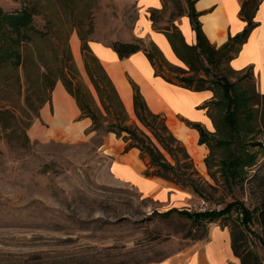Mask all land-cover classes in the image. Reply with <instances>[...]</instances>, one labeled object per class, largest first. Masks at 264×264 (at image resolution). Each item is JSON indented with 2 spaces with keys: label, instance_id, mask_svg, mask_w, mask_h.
<instances>
[{
  "label": "rangeland",
  "instance_id": "obj_1",
  "mask_svg": "<svg viewBox=\"0 0 264 264\" xmlns=\"http://www.w3.org/2000/svg\"><path fill=\"white\" fill-rule=\"evenodd\" d=\"M151 5L160 6V2L0 0V8L5 12L22 7L33 9V24L44 32L24 46L23 64L15 69L0 67V109L9 110L18 122L14 123L11 117H0V264H40L43 259L53 264H82V256L95 250L102 252L101 264H145L206 240L209 228L215 224L237 234L243 230L240 235L243 245L264 263L259 239L238 224L235 212L209 223L191 221L175 213L166 217L165 204L145 198L133 186L114 179L110 163L126 142L114 134L117 140L112 147L110 133L91 131L89 118L82 117L79 109L72 116L58 111L52 95L58 85H63L56 80L49 89V80L40 79L46 68L56 71L61 67L69 50L80 78L95 95L83 66L79 34L88 40L89 46L93 43L91 46L123 104L124 97L131 93L129 84L133 79L122 63L116 61L112 50L115 43L133 42L136 37H141L145 44L154 40L168 61L182 66L165 37L155 31L163 32L171 21L176 24L182 19L180 30L184 36H190V30L182 24L186 16L178 15L180 12L185 15L186 0H161L156 11L148 8ZM147 31L153 40L145 34ZM73 35L79 40L75 56L70 42ZM142 52L135 53L144 56ZM112 62L117 63L107 64ZM221 69L231 82L254 91L255 129L244 137L254 164L241 171L236 184L228 183L219 169L226 150L214 138H208L211 149L206 147L205 156L211 153L210 169L204 163L206 172L201 173L192 159L205 182L203 196L184 189L189 198L176 205L193 210L203 200L207 207L220 209L233 200H241L250 209L257 208V217L264 207V87L259 86L253 71L248 77L244 72L227 71L223 64ZM198 92L208 95L204 90ZM206 103L200 107L205 108ZM129 105L131 99L124 106L131 120L136 121ZM43 106L48 110H42ZM210 109L217 115L214 105ZM196 110L203 113V109ZM176 117L187 125L184 117L177 114ZM205 124L213 129L211 120ZM186 146L194 156L199 155L195 144ZM138 156L144 162V170L152 171L149 157H141L139 151ZM165 156L173 163L168 154ZM249 228L262 234L257 219Z\"/></svg>",
  "mask_w": 264,
  "mask_h": 264
},
{
  "label": "trees",
  "instance_id": "obj_2",
  "mask_svg": "<svg viewBox=\"0 0 264 264\" xmlns=\"http://www.w3.org/2000/svg\"><path fill=\"white\" fill-rule=\"evenodd\" d=\"M195 2L196 0H186L187 11L185 13L195 33L193 44L186 42L181 30L173 21L162 32L174 55L183 64L182 66L169 62L153 41L145 44L141 37L134 38L133 42H117L112 46V50L119 60L126 59L141 50L152 65L156 76L169 83H178L179 86L188 90L212 91V98L215 97V99H211L209 104L206 103L205 108L212 120L214 131L206 130L198 122H186L198 131L199 144H206L210 148L207 139L214 138L216 144L226 150L225 156L219 161L220 173L228 183L236 184L241 171L246 166L254 164L253 156L248 152L244 141V137L253 133L255 129L254 91L250 87L239 86L231 82L221 69V65H225V69L229 72H244L251 77V67L235 70L229 63L238 53L250 31L258 24L254 16L260 0L241 1L239 16L246 24L240 32L229 36L218 47L211 44L205 35L199 21L202 12L195 9ZM33 15V9L28 7L12 12H5L0 8V67L10 66L15 69L23 64L24 46L31 43L34 36L44 35V32L35 28ZM178 15L182 16L183 13L180 12ZM79 37L83 66L95 95L80 78L69 50L65 52L66 58L63 60V65L56 71L46 68L40 73V79L49 80V89L53 88L56 80L61 82L67 93L73 97L81 116L89 118L91 131L103 134L113 133L116 137H122L126 142L124 151L135 147L139 150L141 157L148 156L153 170L146 169L143 172L145 175L160 177L174 183L179 188L189 189L203 196L202 185L205 182L195 169L185 146L169 130L165 116L162 113L153 112L148 107L138 84L131 80L129 84L132 94L131 104L136 121L131 120L115 85L101 61L91 50L88 40L82 34H79ZM211 105L215 106L217 115L210 109ZM4 116L11 117L14 123H18L13 113L7 109H0V117ZM165 153L170 156L173 163L166 158ZM210 155L211 153L204 158L208 169H210L208 163ZM256 211L257 208L250 209L241 200H233L218 210L192 211L182 206L168 208L164 214L170 217L175 213L191 221L209 223L235 212L238 224L248 233L257 236L264 250V207L259 210L257 217L255 216ZM255 219L262 225V234H256L249 228ZM242 231L240 234L230 232L231 248L240 260V264H264L254 252L243 245ZM101 253L95 250L85 254L82 256L84 260L82 264H101ZM35 258L39 259V256ZM40 264H53V262L48 263L43 259Z\"/></svg>",
  "mask_w": 264,
  "mask_h": 264
},
{
  "label": "crops",
  "instance_id": "obj_3",
  "mask_svg": "<svg viewBox=\"0 0 264 264\" xmlns=\"http://www.w3.org/2000/svg\"><path fill=\"white\" fill-rule=\"evenodd\" d=\"M241 1L242 0H196L194 7L197 11L202 12L200 14L199 21L201 22L202 29L211 44L218 47L225 42L229 36H234L244 28L246 23L239 16ZM159 2L160 6L151 5L148 8H160L161 0H159ZM182 16H186V14ZM254 20L258 24L250 31L245 42L241 45L238 53L233 59H231L229 64L235 70L251 67L253 73L257 77L259 86L264 87V0H260ZM179 21L181 22L182 19H179ZM179 21L176 23L178 27ZM183 23H185L186 27L191 32L190 36H184L186 42L193 44L195 42V33L191 29L189 18L187 16L186 18H183L182 24ZM182 24H180V26ZM179 29L181 28L179 27ZM155 32H158L165 37L162 32ZM145 34L152 38L150 31L145 32ZM70 42L72 53L75 56L72 42L77 45L78 49L79 40L76 35L71 37ZM91 50L95 54L92 46ZM112 56L115 58L114 54ZM118 60L119 58L117 56L116 61ZM119 61L122 63L123 68L132 77L134 82L138 84L140 92L142 93L148 107L153 112H163L165 114L164 116H166V124L169 130L185 146L197 169L201 173H205L206 167L204 164V158L207 153V145L205 144V146L203 144H199L197 141L199 138L198 131L179 120L176 117V114L184 117L187 121L198 122L206 130L213 132L214 126L211 130L205 124L207 120H211L206 113V108L200 107L212 99V91L204 90V92L208 93L205 97L206 94L202 92L190 91L179 85L167 82L154 74V69H152L153 67L150 62H148L145 55L137 56V53H133L128 58ZM128 61H138L141 65L139 68L140 77H138L132 69L126 68L125 64H128ZM145 84L149 87L156 100L160 103L159 106H156L150 98V93H148L146 88H144ZM131 95L132 94L130 92L129 94L127 93L124 97V102H126L124 104L127 105L128 102L130 104ZM52 101L56 108H58V111H63V113L69 114L70 116L74 115L78 111V107L73 97L68 94L61 85H58L56 90H54ZM129 106L131 108V113L133 114L132 104ZM196 108L203 109V113L198 112ZM43 109L47 108L43 106L42 110ZM211 125H213L212 120ZM110 137L111 146L115 147L116 145L114 140H117V138H115L113 133H110ZM185 143L188 146L195 144L198 148L197 150L199 151V155L197 157L194 156ZM138 151L139 150L135 147H132L127 151H124L123 149L112 159L110 163V172L113 178L133 186L141 196H144L145 198H153L159 203L165 204L167 207L166 209L171 207H180L181 205L177 206L176 204L185 203V201L189 198V194L185 192L186 190L183 191L184 189L179 188L168 180L157 176L145 175L143 173L145 171V165L144 162H141L142 159L138 156ZM145 264H239V262L231 248L230 230L226 227H220L215 224L209 228V234L206 240L192 243L185 251H179L162 260L148 262Z\"/></svg>",
  "mask_w": 264,
  "mask_h": 264
},
{
  "label": "bare ground",
  "instance_id": "obj_4",
  "mask_svg": "<svg viewBox=\"0 0 264 264\" xmlns=\"http://www.w3.org/2000/svg\"><path fill=\"white\" fill-rule=\"evenodd\" d=\"M72 44H73V52L75 53V55H77L78 54V49H77V45L76 44H74V42H72ZM129 63L127 64H125V66H126V68H129V69H132L135 73H136V75L138 76V77H140V73H139V68L141 67V65L138 63V61H136V62H133V61H128ZM117 63V62H116ZM115 62H112V63H107V64H109V65H114V64H116ZM116 66V65H115ZM116 70V69H115ZM130 71V70H129ZM144 88H146V91L148 92V93H150V98L152 99V101L154 102V104L156 105V106H159V102L156 100V98H155V96L152 94V92H151V90L149 89V87L145 84V86H144ZM121 89V88H120ZM122 92H123V90H121ZM145 91V90H144ZM123 95L125 96V93L123 92ZM59 96V95H58ZM149 96V95H148ZM187 136V135H186ZM188 139H189V136H188Z\"/></svg>",
  "mask_w": 264,
  "mask_h": 264
},
{
  "label": "built area",
  "instance_id": "obj_5",
  "mask_svg": "<svg viewBox=\"0 0 264 264\" xmlns=\"http://www.w3.org/2000/svg\"><path fill=\"white\" fill-rule=\"evenodd\" d=\"M210 209H216V208H209V207H207L206 203L202 200L199 203V205L193 207V210L192 211H206V210H210Z\"/></svg>",
  "mask_w": 264,
  "mask_h": 264
}]
</instances>
